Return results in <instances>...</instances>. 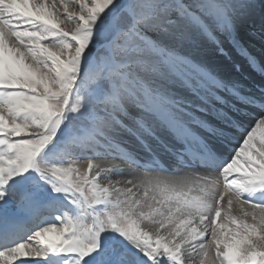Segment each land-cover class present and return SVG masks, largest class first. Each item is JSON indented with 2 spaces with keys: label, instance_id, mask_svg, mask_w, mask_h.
Returning <instances> with one entry per match:
<instances>
[{
  "label": "rangeland",
  "instance_id": "1",
  "mask_svg": "<svg viewBox=\"0 0 264 264\" xmlns=\"http://www.w3.org/2000/svg\"><path fill=\"white\" fill-rule=\"evenodd\" d=\"M95 12L98 24L88 26ZM0 15L8 30L0 33V203L34 211L32 203L41 199V213L9 249L59 264V251L73 242L82 258L99 249L96 264L126 252L128 263L161 264L159 250L138 231L151 217H137L142 207L136 194L113 201L98 183L109 186L130 167L136 174L160 171L133 160L150 163L142 157L152 153L149 147L173 162L168 147L178 140L154 105L198 132L204 131L202 119L221 120L222 107L227 123L218 124L227 127L239 109L258 115L237 94L259 96L262 86L254 83L250 93L244 81L227 75L240 71L233 61L235 40L257 54L264 45V0H0ZM221 59L229 69L213 67ZM231 103L241 107L228 115ZM95 159L123 167L109 168L107 178L97 181ZM251 229L224 230L225 249L213 243L210 225L195 264H264V254L245 246L251 245Z\"/></svg>",
  "mask_w": 264,
  "mask_h": 264
},
{
  "label": "bare ground",
  "instance_id": "2",
  "mask_svg": "<svg viewBox=\"0 0 264 264\" xmlns=\"http://www.w3.org/2000/svg\"><path fill=\"white\" fill-rule=\"evenodd\" d=\"M98 12H95L92 18L90 17L88 26H97L100 18ZM0 16L2 17V15ZM5 25V21L4 23L0 22V33L8 31ZM99 37L100 42L105 41L101 35ZM262 42H264V38ZM235 43L236 50H233L235 52L233 61L239 66L240 71H231L227 76L232 80L244 81V85H242L247 92L254 83H257L254 85L255 89L260 90V85L262 86L259 96L253 93L258 97L250 91V96L243 90L239 91V93H243L241 96L243 102L251 101L255 107L254 110H259L258 115L256 112H251L250 109L243 108L241 110L239 109L240 105L231 103V107L226 108L228 115L233 108L239 109L240 112L236 113L239 115L238 117L235 115V119L228 122L230 128L218 124V121L227 123L222 115V110L225 107H222L217 112L221 120L216 119L208 122L202 119L200 123L204 131L197 132V129H190L183 122L175 120L169 112L162 111L160 106H153L161 120L166 122L178 140V145L168 147L172 149L175 156L173 162L171 160L173 164L164 159L165 154L161 157L150 147L147 151L152 153L142 156L145 159L143 161L149 160L150 163L143 164L141 159L137 160L145 168L154 166V169L156 167L160 169V171L151 172L149 175L141 172L136 174L131 167L123 171L118 170L123 167L121 165L123 162L120 164L113 160L95 159L93 176L97 181L108 176L111 169L120 171L119 178L116 177L109 186L106 183H98L100 193L106 194L107 197L110 196L113 201H116L120 194L124 196L128 192H134L137 196L136 204L142 207L137 211V217L142 218L141 216H143L144 219L148 216L151 217V220L139 223L138 231L140 230L141 234L159 250L161 257L157 261L158 263L195 264L199 247L206 237L208 238L211 234L213 243L225 248L224 243H227V239L224 230L237 232L241 227L252 228L251 234L248 235L251 245H245L248 249L250 248L249 251L254 250V252L264 254V190L261 189L264 186V148L259 145V139L254 138L256 133L260 140L264 138V45L258 46L261 51L257 54L252 47H246L242 39L235 40ZM244 60L249 61L251 66L245 65ZM214 62L216 63H212L214 65L212 66L217 69L219 64H223L228 69L231 66L223 59ZM245 111L247 112L245 113ZM244 114L248 117L245 118ZM254 114L256 115L253 117ZM262 115L263 119L256 118ZM247 132H251L252 136L248 137ZM225 139L232 140V143H226ZM243 144L247 147L245 148ZM250 144H252L251 148ZM193 149L198 151L196 158L189 155ZM246 149L250 150L245 152ZM164 167L165 169H163ZM120 184L122 185L119 186ZM26 187L24 186V188ZM120 189H124L122 193L118 191ZM38 199L32 203L34 207L32 212L26 211L25 208L21 210L24 206L23 203L11 204L9 200L0 203V256H3V259H0V264H49L30 257L18 247L9 249L12 246L13 237L16 235H10L9 228L20 222L24 223L29 216L34 217L35 213L38 214L37 208L41 202V199ZM123 200L127 199L124 197ZM70 201L67 199V202H64L67 204ZM71 202L74 207L76 204ZM109 205L110 201L107 203V206ZM76 213H78V209H76ZM210 225L212 230L209 234ZM82 237L88 238V234H82ZM79 253L78 246L75 245V248L69 251L68 257L63 258L59 264H83L86 257L82 258ZM126 253L125 255L121 254V258H117V260L114 257L111 261L103 258L102 261H105L103 264H135L127 262ZM102 255L104 254L102 253ZM12 257L15 260L10 262ZM229 261L230 264H233L232 260ZM221 262L217 259L214 264H221Z\"/></svg>",
  "mask_w": 264,
  "mask_h": 264
},
{
  "label": "water",
  "instance_id": "3",
  "mask_svg": "<svg viewBox=\"0 0 264 264\" xmlns=\"http://www.w3.org/2000/svg\"><path fill=\"white\" fill-rule=\"evenodd\" d=\"M102 46V44H99L98 47ZM75 248V244L73 242H69L63 249L60 250V252L62 254H67L69 251H71L72 249ZM93 252L91 254H89L85 261L90 263V264H93L97 261L98 259V253L99 251L97 249H93L92 250Z\"/></svg>",
  "mask_w": 264,
  "mask_h": 264
}]
</instances>
